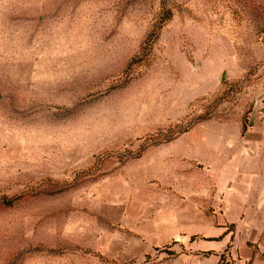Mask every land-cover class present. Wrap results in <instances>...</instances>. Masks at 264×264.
Here are the masks:
<instances>
[{
    "label": "rangeland",
    "instance_id": "rangeland-1",
    "mask_svg": "<svg viewBox=\"0 0 264 264\" xmlns=\"http://www.w3.org/2000/svg\"><path fill=\"white\" fill-rule=\"evenodd\" d=\"M263 96L264 0H0V264H264L217 192Z\"/></svg>",
    "mask_w": 264,
    "mask_h": 264
},
{
    "label": "crops",
    "instance_id": "crops-1",
    "mask_svg": "<svg viewBox=\"0 0 264 264\" xmlns=\"http://www.w3.org/2000/svg\"><path fill=\"white\" fill-rule=\"evenodd\" d=\"M239 140L241 145L236 147L234 155L228 157L231 158L229 169L225 170L220 161L218 166L221 170L217 183L219 202L233 208V213L227 215L230 222H237L240 218L252 221L251 216L247 217L248 207L258 213L260 206L264 205V96L251 111L248 127ZM244 146L246 149H243ZM220 154L223 156L222 150ZM195 238V235H191L189 241L193 242ZM228 242L227 233L223 230L217 233L216 238L210 237L206 245L195 242L190 248L194 256L201 253L205 258H211L209 262L213 263L217 262L220 251ZM196 263L207 264L198 259Z\"/></svg>",
    "mask_w": 264,
    "mask_h": 264
},
{
    "label": "water",
    "instance_id": "water-1",
    "mask_svg": "<svg viewBox=\"0 0 264 264\" xmlns=\"http://www.w3.org/2000/svg\"><path fill=\"white\" fill-rule=\"evenodd\" d=\"M222 79H223V76H222Z\"/></svg>",
    "mask_w": 264,
    "mask_h": 264
},
{
    "label": "trees",
    "instance_id": "trees-1",
    "mask_svg": "<svg viewBox=\"0 0 264 264\" xmlns=\"http://www.w3.org/2000/svg\"><path fill=\"white\" fill-rule=\"evenodd\" d=\"M193 238V237H192Z\"/></svg>",
    "mask_w": 264,
    "mask_h": 264
}]
</instances>
